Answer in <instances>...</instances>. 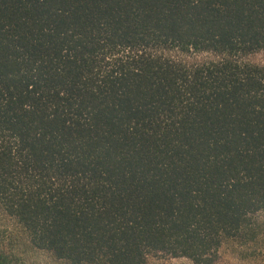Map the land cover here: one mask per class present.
Wrapping results in <instances>:
<instances>
[{"label": "trees", "instance_id": "obj_1", "mask_svg": "<svg viewBox=\"0 0 264 264\" xmlns=\"http://www.w3.org/2000/svg\"><path fill=\"white\" fill-rule=\"evenodd\" d=\"M0 210L65 264H264V0H0Z\"/></svg>", "mask_w": 264, "mask_h": 264}, {"label": "rangeland", "instance_id": "obj_2", "mask_svg": "<svg viewBox=\"0 0 264 264\" xmlns=\"http://www.w3.org/2000/svg\"><path fill=\"white\" fill-rule=\"evenodd\" d=\"M264 219V216L260 217ZM11 230L13 234L7 233ZM0 233L9 241V245L14 247L13 253L16 254L10 264H65L57 261L45 252L33 250L23 237L14 221L8 218L0 210ZM6 241V240H5ZM152 261V260H151ZM158 264H192L185 258H160L154 260ZM153 262V261H152ZM217 264H254L251 252L243 246V239L226 240L219 249Z\"/></svg>", "mask_w": 264, "mask_h": 264}]
</instances>
